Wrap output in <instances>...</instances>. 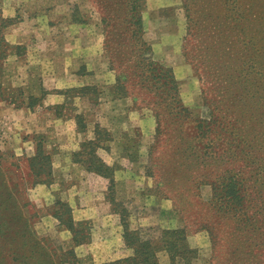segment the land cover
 <instances>
[{
	"label": "rangeland",
	"instance_id": "374dc122",
	"mask_svg": "<svg viewBox=\"0 0 264 264\" xmlns=\"http://www.w3.org/2000/svg\"><path fill=\"white\" fill-rule=\"evenodd\" d=\"M110 3L79 0L72 17L76 23L97 25L101 46L95 61L108 64L116 81L109 83L105 69L93 84L66 88L61 91L64 100L42 106L55 119L79 116L80 131L98 119L90 140L94 143L82 146V154L70 156L81 167L96 166L99 162L93 155L104 161L101 148L115 140L116 162L109 165L113 179L87 181L80 176L67 181L54 167L58 148L51 133L35 126L29 114L17 112L26 100L21 80L13 78L10 66L14 57L21 56L20 64L29 53L22 48L21 55L0 59V232L4 233L0 245L7 248L9 241L16 248L22 242L16 235L28 228L23 214L32 219L40 237L73 246L81 264H101L132 253L124 238V214L131 229L141 228L148 237L158 238L164 229L185 228L196 253L179 258V264H264V0H143V36L154 59L171 67L178 81V91L164 95L161 88L150 91L138 84L151 71L135 65L134 52H142V46L124 32L125 25L116 20ZM10 46L0 52H15ZM118 76L127 85V95L116 88ZM110 97L128 98L133 104L118 109L114 117L95 116L100 100ZM40 101L31 99V109H37ZM180 104L186 111L179 119ZM127 115L133 119L124 130L119 121ZM37 147L43 155L50 153L52 160L51 167L38 162L37 168L43 164L46 168L38 177L30 161ZM43 181L51 184L49 189ZM95 191L107 202L99 206L102 212L119 214L120 231L116 237L110 232L105 237L113 245L96 230L95 217L85 218L74 210L76 203H87L80 198H92ZM70 214L90 234L83 244L75 245L66 227ZM45 222L51 227L43 229ZM22 244L29 257H41L31 254L27 239ZM159 255L163 263L170 259L167 251Z\"/></svg>",
	"mask_w": 264,
	"mask_h": 264
},
{
	"label": "crops",
	"instance_id": "0c3cea01",
	"mask_svg": "<svg viewBox=\"0 0 264 264\" xmlns=\"http://www.w3.org/2000/svg\"><path fill=\"white\" fill-rule=\"evenodd\" d=\"M77 3L79 0H0V20L2 21L3 18L12 20L4 29L5 39L13 45L21 46L29 53L27 59L20 64L18 62L21 61V56L14 57L15 63L10 66L13 72L11 74L10 71L9 75L21 80L20 85L26 100V106L17 112L29 114L28 119L34 121L35 126L41 125L43 131L51 133L58 148L53 155V164L63 173L67 181L77 180L80 176L83 180L91 181L107 179V177L87 167H81V164L73 160L70 155L80 151L84 143L94 138L93 125L98 119L94 120L93 125L89 123V129L80 131L76 117L55 119L56 116L50 114L52 112L45 107L46 105L42 106L64 100L61 91L66 88L93 84L98 81L101 74L106 73L105 69L106 74H109V83L116 81V76L112 78L108 71V64L95 61L94 55L98 54L96 51L101 46L100 35L96 31L97 25L76 23L73 19L72 14ZM17 50L18 48L15 52ZM18 59L20 60L17 61ZM59 96L61 98H58ZM31 98L42 100L37 109H31ZM132 104L133 102L128 98L110 97L100 100L96 110L98 113L95 116L99 117L105 113L117 114L118 109L125 110ZM130 119L132 120L133 116H129V119L128 115L121 116L122 121H119V124L121 126L124 124V130H128ZM55 124L58 127L51 131L50 125ZM46 127L49 131L45 130ZM113 132L114 137L118 136L117 130L114 129ZM114 142L113 139L109 140L107 144L109 146L105 145L99 152L104 161L111 166L116 162ZM77 168L79 171H76ZM129 180L132 179L128 178L127 181ZM42 185L49 189L51 184ZM94 194L92 198L86 196L80 198V201L86 199L87 203L80 206L76 203L74 210L85 218L95 217L96 230L104 234L103 238L109 232L116 237V233L118 234L121 228L117 223L119 214L114 210L102 212L99 206H104L107 202L101 197L100 191H95ZM42 226L43 229L51 227L46 222ZM105 239V242L113 245L111 238ZM109 244L103 245L109 246Z\"/></svg>",
	"mask_w": 264,
	"mask_h": 264
},
{
	"label": "trees",
	"instance_id": "16d2710c",
	"mask_svg": "<svg viewBox=\"0 0 264 264\" xmlns=\"http://www.w3.org/2000/svg\"><path fill=\"white\" fill-rule=\"evenodd\" d=\"M110 1V6L114 8V17L116 20L119 18L121 23L125 25L124 32L131 33L133 37H136L139 40L140 45L143 50L142 52H134L136 56L135 65L143 64L145 67H148V71L150 73L146 74V78L141 76L138 81V84L141 88H148L150 91L153 89L161 88L162 93L167 91L168 94L172 90L178 91V81L174 76L173 69L164 63L154 59V52H152L151 45L144 38V19H143V9L144 4L143 0H125L124 3H121L120 0H107ZM124 7V8H123ZM124 9V10H123ZM123 13V17H120V14ZM192 19V17H191ZM106 20V17H104ZM11 19H2L0 23V49L2 47L10 46L7 44L5 39V35L2 34L3 30L11 23ZM115 25V24H114ZM4 43V44H3ZM3 44V45H2ZM9 48H13L17 52H0V59L8 58L11 53H16L21 55L20 49L21 46H10ZM7 49V47H6ZM127 78L129 79L130 74L125 73ZM141 75V74H140ZM143 77V78H142ZM160 84V86H157ZM153 86V87H152ZM117 89L124 91V95H127V85L122 84L120 77L117 78ZM33 99V98H31ZM179 98H176V101ZM166 101V98H165ZM179 102V100H178ZM169 106L172 104H168ZM180 109V110H179ZM176 110L177 116L182 118L186 111V108L182 104H180V108ZM78 116V124L81 125V121ZM221 127L218 126L217 129ZM161 130L160 127L158 128ZM212 130V128H211ZM92 141H88L83 144V147L91 146ZM212 144L206 145V147H212ZM40 147H37V154L35 156L30 157L31 161V169L34 171V174L38 177L41 175V170H45L44 164L37 168L38 162L43 163L46 162L49 167L52 166L51 154H42ZM75 155L82 154V151L74 153ZM94 159H97L98 165L96 166H88L89 170H93L101 175L106 177H112L114 175L113 168L109 166L103 160H100L96 155H93ZM110 170V172H107ZM113 179V178H111ZM113 181V180H112ZM37 182V181H36ZM47 183L48 181H43ZM235 187H237V182L235 183ZM65 207L68 206L66 203H62ZM71 210V207L68 206L66 211ZM56 216L61 220V223H64L62 218V214L57 213ZM22 220L26 222L28 225L27 230L23 232V234H17L16 238H20V244H16L15 246H10L9 241H7V245L9 247H2L0 245V258L1 264H81L82 260L77 255L74 247L66 248L65 246H61L54 242L51 237H40L34 228V223L31 222L32 219L22 214ZM123 224L125 226L124 238L126 245L132 250V253L124 256L122 258L113 259L110 261H105L101 264H179V258H187L188 255H193L196 253V250L191 248L188 244L187 239V231L185 228L180 229H164L161 235L158 238L145 236L144 230L141 228L131 229L128 225L125 215L122 216ZM66 227L73 234V242L75 245L83 244L90 234L85 231V228L78 227V224L73 220L72 214L69 215L68 220L66 221ZM4 233L0 232V242ZM15 238V237H14ZM24 239L28 240L29 249H31V254L36 256V253L41 255L38 259H33L29 257L26 249L23 248ZM28 247V246H27ZM161 251H167L169 254V261L163 263L160 260L159 253Z\"/></svg>",
	"mask_w": 264,
	"mask_h": 264
}]
</instances>
